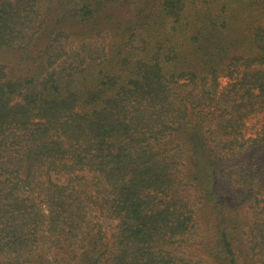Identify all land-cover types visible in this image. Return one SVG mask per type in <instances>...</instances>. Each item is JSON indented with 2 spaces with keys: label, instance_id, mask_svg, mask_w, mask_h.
<instances>
[{
  "label": "trees",
  "instance_id": "trees-1",
  "mask_svg": "<svg viewBox=\"0 0 264 264\" xmlns=\"http://www.w3.org/2000/svg\"><path fill=\"white\" fill-rule=\"evenodd\" d=\"M0 264H264V0H0Z\"/></svg>",
  "mask_w": 264,
  "mask_h": 264
},
{
  "label": "rangeland",
  "instance_id": "rangeland-1",
  "mask_svg": "<svg viewBox=\"0 0 264 264\" xmlns=\"http://www.w3.org/2000/svg\"><path fill=\"white\" fill-rule=\"evenodd\" d=\"M240 71H242V68H240V67H236V69L234 70L235 74H237V72H240ZM220 83H221V86H224L225 87L227 85V83H228V79L226 77H222L221 80H220ZM260 123H261V121H259V120H253L250 123V127H252L253 125H258ZM1 258H3V256Z\"/></svg>",
  "mask_w": 264,
  "mask_h": 264
}]
</instances>
